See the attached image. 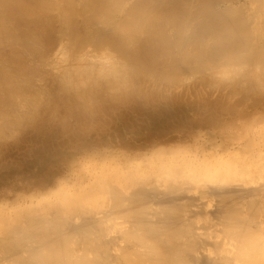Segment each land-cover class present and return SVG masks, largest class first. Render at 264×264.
<instances>
[{
  "label": "bare ground",
  "instance_id": "obj_1",
  "mask_svg": "<svg viewBox=\"0 0 264 264\" xmlns=\"http://www.w3.org/2000/svg\"><path fill=\"white\" fill-rule=\"evenodd\" d=\"M33 162L0 264H264V0H0V173Z\"/></svg>",
  "mask_w": 264,
  "mask_h": 264
},
{
  "label": "rangeland",
  "instance_id": "obj_2",
  "mask_svg": "<svg viewBox=\"0 0 264 264\" xmlns=\"http://www.w3.org/2000/svg\"><path fill=\"white\" fill-rule=\"evenodd\" d=\"M184 106V108H186V110L184 109V111L185 112H183V114L181 115V121L184 123V124H187V126L189 125V124H193V127H191L192 129L191 130H194V132L193 133H188V131H187V129H185V128H182V129H184V130H181V132H183V135L185 134V135H189L192 139L193 138H196V137H201V138H203V136L205 137V136H207V140H206V137L205 138H203L204 140H205V142L207 141V143H209V141L208 140H212L213 142L214 141H216L217 143H219L220 141V139H222V137H223V135L225 134L223 131H222V125L223 124H225V123H222V122H224L225 120L224 119H227L228 120V118H226V116H217V115H211V113H201V106L199 105V102L197 101L196 103L194 102V103H192L191 105H190V107H186L187 106V104H185V105H183ZM211 106H212V104H210L207 108L209 109V110H211ZM187 112V113H186ZM190 112V113H189ZM100 115L101 116H106V114L103 112V110H101L100 111ZM207 115V116H206ZM97 116V115H96ZM197 116V117H196ZM194 117V118H193ZM199 117V118H198ZM215 117H217V118H215ZM223 117V118H222ZM225 117V118H224ZM189 118H192V120H191V122L194 120V122L193 123H188V120H189ZM209 118H210V120H209ZM213 118H215V119H213ZM220 118H222L221 120H218V119H220ZM186 119H188V120H186ZM200 119V120H199ZM205 119V120H204ZM118 121H119V119H117ZM197 123H196V122ZM202 121V122H201ZM204 123V124H203ZM210 124V126H209V124ZM196 124V125H195ZM197 124H202L201 125V128L200 127H197ZM207 124V127H205V125ZM221 124V125H220ZM221 126V127H220ZM195 128V129H194ZM205 128V129H204ZM203 129V130H202ZM129 130V129H128ZM148 130V129H147ZM206 130V131H205ZM212 130H218L217 132H216V134L217 135H215V132L213 131V133H211V131ZM200 131V132H199ZM112 132H116V133H118V131H112ZM129 132V131H128ZM149 132H152V133H150V134H146L145 136L142 134V133H140L138 136H135V135H137L138 133H136L135 134V132H133V133H130L129 132V134H127V135H129V139L127 140V139H125V138H123V139H119V138H116V139H119V142H124L123 144H125V143H127L128 142V146L129 147H134L135 146V144H134V142H137L138 140H134V139H140V140H143L145 137H148V138H146V141L147 142H149L150 140H152V139H154L153 137H152V135H154V132L153 131H151V130H149ZM221 132V133H220ZM160 133H162V132H160ZM187 133V134H186ZM200 133V134H199ZM132 134H134L133 135V137H132ZM192 134V135H191ZM209 134H211L210 136H209ZM43 137H45V135L44 134H41ZM130 135H131V137H130ZM162 135H165V134H159L157 137H155V138H161V137H164V136H162ZM201 135V136H200ZM213 135V136H212ZM220 135V136H219ZM143 136V137H142ZM212 136V137H211ZM149 137H151V139L149 140ZM189 137V138H190ZM220 138V139H219ZM115 139V140H116ZM248 139H250V138H248ZM149 140V141H148ZM132 141V142H131ZM175 141V140H174ZM120 144H122V143H120ZM93 147V146H92ZM9 148V147H8ZM13 147H10L9 149H7V151H10L11 149H12ZM88 148H91L90 146L88 147ZM142 148H144V147H136V149L134 150V152H136V153H142V152H144L145 154H150V153H153L154 151H156L157 149H158V147H157V145H154V146H148L147 147V151L145 150V149H142ZM112 149L113 150H118L117 148H113L112 147ZM142 149V150H141ZM22 151V150H21ZM138 151V152H137ZM140 151H142V152H140ZM18 152H20V151H18ZM115 152H118V151H115ZM150 152V153H149ZM133 153V152H132ZM49 164H57V160L55 161V160H53V162L52 161H49L48 162ZM75 164V162H72V164H71V166H72V168H73V165ZM63 166V165H62ZM57 167H58V170L60 169V167H61V164H59V165H57L56 167H54L53 169H51V170H48L49 171V173H52V170H56L57 169ZM43 168V166L41 167V169ZM65 168H66V165H64V167L63 168H61L62 170H65ZM36 170H37V166H35L34 165V162L32 163V167H31V170L30 171H34V172H30V177L27 179L26 177L25 178H23V179H21V180H17V182H16V180H15V182L13 181V177H11L10 176V179L8 180L7 179V173L5 174V172H3V173H0V190H4V191H6L7 189H11L12 188V190H14L12 193H15V194H17V193H19V192H25L27 189L30 191V189L31 188H35L36 186H35V184H37V183H39L37 180H38V176L36 177ZM69 173H70V176H73V170H71L70 169V171H69ZM5 174V175H4ZM9 174V173H8ZM3 176H4V178H3ZM74 178V177H73ZM34 180H36L37 182H35ZM26 183H27V185H26ZM4 187V188H3ZM19 190V191H18ZM29 191H27V192H25V194H29L28 192ZM11 193V194H12ZM3 194H5V193H3ZM8 194V193H7ZM212 199V198H211ZM210 199V200H211ZM213 199H214V197H213Z\"/></svg>",
  "mask_w": 264,
  "mask_h": 264
}]
</instances>
